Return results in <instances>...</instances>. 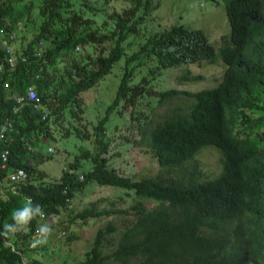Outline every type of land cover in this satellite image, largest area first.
<instances>
[{
  "label": "trees",
  "instance_id": "trees-1",
  "mask_svg": "<svg viewBox=\"0 0 264 264\" xmlns=\"http://www.w3.org/2000/svg\"><path fill=\"white\" fill-rule=\"evenodd\" d=\"M97 1L40 0L41 20L26 44L13 49L16 62L9 66L3 45L13 41V30L28 4L25 0H0V125L6 117L12 122L0 141V149H8L7 166H0V264L41 263L36 257L24 260L22 249V253L17 252L5 243L13 239L17 247L21 243L28 247L36 218L22 231L2 235L5 223H13L12 213L25 206V196L33 205L38 203L44 213H56L89 181L132 190L133 201L128 207L133 208L134 218L122 227L111 220L98 226L77 264H264V143L260 142L264 139V0H224L229 30L221 35L217 47L201 28L182 23L140 32L146 14L155 7L152 0H130L129 5L109 13L113 22L108 31L99 29L100 24L91 29L93 12L98 7V12L105 10ZM107 24L108 20L102 21L103 26ZM4 31L12 32L13 37L8 38ZM131 34H138L141 40L125 53L124 40ZM110 39L113 44L107 51L100 48L94 55L86 53L74 59L71 66L65 64L61 76L68 80L63 86L60 80L53 84L47 66L54 65L57 57L78 45H103ZM45 40L50 44L42 46ZM146 55H154L161 67L219 58L223 69L215 85L193 91L174 87L159 91L161 100L181 93L191 101L184 110L142 129L158 168L152 175L131 177L107 165L104 122L113 108L133 103L143 90L144 85L129 81L134 67ZM119 58L123 61L114 95L93 127L98 148L91 152L81 147L55 179L43 180L44 172L38 168L43 158L31 153L30 146L39 142L41 134L50 135L48 117L61 116L64 108L75 115L79 93ZM5 81L8 86H4ZM29 84L35 89L40 109L47 112L45 118L29 102L18 112L11 111V95L23 93ZM206 144L220 150L216 175L197 179L187 167L172 175L174 168L192 159ZM82 159L91 166L85 168ZM10 167H23L27 173L16 192L3 182ZM143 199L154 204L147 206ZM127 209L97 207L90 202L73 217ZM111 236L113 240L108 241Z\"/></svg>",
  "mask_w": 264,
  "mask_h": 264
},
{
  "label": "rangeland",
  "instance_id": "rangeland-1",
  "mask_svg": "<svg viewBox=\"0 0 264 264\" xmlns=\"http://www.w3.org/2000/svg\"><path fill=\"white\" fill-rule=\"evenodd\" d=\"M25 1L28 9L19 19L16 30H13L14 39L11 46L14 50L21 49L26 44L41 20V15L38 13L40 0ZM97 3L104 4L105 10L98 12L99 7L96 8L97 12H93L94 19L88 27L92 29L100 24L99 29L102 27L101 30L108 31L113 22V18H109V13L119 11L131 1L98 0ZM154 3L155 7H151L145 21L140 25V32L161 30L171 24L182 23L188 27L201 28L215 47L219 45L221 35L228 33L229 24L225 15L224 0H152V4ZM103 20H108V24L103 26ZM4 33L8 34L7 31ZM140 40L138 34L128 35L124 40L125 53L136 48ZM48 44L50 43L45 40L42 46ZM112 44L111 39L105 41L103 45L88 42L57 57L54 65L47 66L54 79L53 84L57 85L60 80L61 86L65 85L68 79L61 76L65 64L71 66L74 59H79L86 53L94 55L100 48L107 51ZM122 61V58H119L108 72L79 93L80 103L76 107L75 115L71 114L68 108H64L61 116L48 117L50 135L41 134L39 142L30 146L31 153L43 158V161L38 163V168L44 172L43 180L55 179L60 169L66 167L67 162L79 152L81 147L91 152L98 148L93 127L97 119L104 115V108L114 95ZM222 69L223 64L219 58L214 62L200 60L161 67L154 55L143 56L141 63L134 67L129 81L130 84L144 85L141 87L143 90L135 97L133 103L117 105L113 108L104 122L103 139L106 143V151L103 155L106 157L107 165L131 177L156 173L158 164L150 148L145 144L142 129L154 125L168 114L184 110L191 101V97L181 93L161 100L158 96L159 91L171 87L193 91L215 85L220 79ZM63 79L65 81H62ZM252 115H256V112H252ZM261 123L264 124V120ZM141 137H143L142 141H140ZM260 142L264 143V139ZM47 145L52 146L50 151H47ZM219 153L220 150L215 145H203L192 159L174 168L171 171L172 175L177 169L186 170L187 167L193 169L192 175L197 179L212 177L220 171ZM82 161L85 168L91 166L88 160L82 159ZM2 192L3 189L0 188V193ZM132 194V190L126 191L117 185L87 182L74 192L69 202L58 212L45 213L43 218L36 217V228L40 224L48 223L53 231L45 244L28 248L21 243L19 247L23 250V259L36 257L49 264H77L89 248L98 226L103 225L107 220H111L118 227L132 221L134 210L128 207L133 201ZM142 201L147 206L154 204L151 200ZM90 202H94L97 207L128 209L109 215L73 217L76 210ZM113 237H109L108 241H112ZM104 248L107 250L108 246Z\"/></svg>",
  "mask_w": 264,
  "mask_h": 264
},
{
  "label": "built area",
  "instance_id": "built-area-1",
  "mask_svg": "<svg viewBox=\"0 0 264 264\" xmlns=\"http://www.w3.org/2000/svg\"><path fill=\"white\" fill-rule=\"evenodd\" d=\"M13 33L10 32L8 33V38H12ZM6 39V38H5ZM4 39V41H5ZM40 42V41H39ZM4 52H5V57L4 60L7 62L9 66H13L16 62V56L14 54V50L12 46L8 43H4L3 45ZM25 56L21 55L20 59H24ZM3 66V62L0 60V69ZM4 86H8L7 82H4ZM11 98L13 99V104L11 106V111L12 112H18L20 110V107L24 104L29 102L31 106L40 111V117L45 118L47 116V112L44 109H40V105L38 102L37 94L35 92V89L32 84L27 85L25 91L23 93H13L11 95ZM12 127V122L9 117H6L4 121L0 125V141H2L5 137L4 133L5 130L10 129ZM51 145H48L46 147L47 150H51ZM7 154H8V149L6 147H2L0 149V166L1 167H6L7 166ZM27 178V173L26 170L23 167H10L6 170V174L3 177V182L5 183V186H7L8 189L11 191L16 192L18 189V185L20 182L24 181ZM25 199L31 200L29 196H25ZM36 229L34 233L30 236L29 242H28V247H31V242L33 238L36 236ZM5 243L10 246L11 249L21 252V248L17 247L15 241L13 239H6ZM40 264H49L45 261H41Z\"/></svg>",
  "mask_w": 264,
  "mask_h": 264
},
{
  "label": "clouds",
  "instance_id": "clouds-1",
  "mask_svg": "<svg viewBox=\"0 0 264 264\" xmlns=\"http://www.w3.org/2000/svg\"><path fill=\"white\" fill-rule=\"evenodd\" d=\"M44 215L45 213L42 207L38 203L33 205L31 200H28L22 209H17L12 213L13 223L12 224L5 223L4 232L2 233V235L8 236L9 234H15L16 232L22 231L30 224L32 219L36 217L43 218ZM52 231L53 229L50 224L48 223L40 224L39 227L36 229V236L33 238L30 246L36 247L47 243L48 237L52 234Z\"/></svg>",
  "mask_w": 264,
  "mask_h": 264
},
{
  "label": "crops",
  "instance_id": "crops-1",
  "mask_svg": "<svg viewBox=\"0 0 264 264\" xmlns=\"http://www.w3.org/2000/svg\"><path fill=\"white\" fill-rule=\"evenodd\" d=\"M3 42H4V39H3Z\"/></svg>",
  "mask_w": 264,
  "mask_h": 264
}]
</instances>
